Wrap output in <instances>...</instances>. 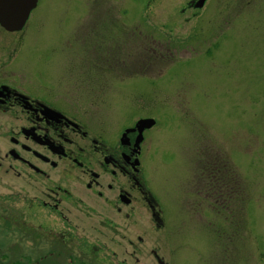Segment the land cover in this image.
Returning <instances> with one entry per match:
<instances>
[{
	"label": "rangeland",
	"instance_id": "1",
	"mask_svg": "<svg viewBox=\"0 0 264 264\" xmlns=\"http://www.w3.org/2000/svg\"><path fill=\"white\" fill-rule=\"evenodd\" d=\"M195 1L39 0L21 32L0 27L6 56L20 43L11 67L30 51L20 74L42 95L64 82L92 135L157 118L141 165L166 219L135 206L108 221L64 184L43 206L52 185L2 170L0 264H157L151 248L165 264H264V0Z\"/></svg>",
	"mask_w": 264,
	"mask_h": 264
},
{
	"label": "flooded vegetation",
	"instance_id": "2",
	"mask_svg": "<svg viewBox=\"0 0 264 264\" xmlns=\"http://www.w3.org/2000/svg\"><path fill=\"white\" fill-rule=\"evenodd\" d=\"M192 3L188 2V7ZM38 4L39 0L19 30H3L9 34L21 32ZM98 38L100 44L107 41L105 47L110 45L111 51L108 48L106 51L112 52L114 33L109 36L110 41L102 34ZM14 46L6 56L8 49L0 44V172L52 185V188L45 186L43 206H59L58 199L53 204L48 201L53 200L50 193H60V185H70L71 193L84 206H102L99 210L111 217L107 216L108 221L115 216L130 221L136 215L135 206H140L155 228H164L162 202L146 184L141 165L148 132L157 125V118H137L120 131L116 141L114 132L105 138L92 135L86 123L75 117L84 111L71 103L64 82L62 86L54 82L40 84L45 93L42 95L32 89L33 80L20 74V66L30 51L23 54L25 60L18 59L15 68L11 67L15 57L9 60L21 50L19 42ZM97 55L99 61H108L106 57L101 58V53ZM20 60H23L21 64ZM70 61L74 60H68L67 64ZM109 66L115 64L110 62ZM94 67L100 69L95 63ZM146 118H153L155 123L139 130L137 121ZM67 192L70 193L68 189L63 190L64 194ZM137 240L143 241L140 237ZM150 253L156 262L162 259L152 248Z\"/></svg>",
	"mask_w": 264,
	"mask_h": 264
},
{
	"label": "water",
	"instance_id": "3",
	"mask_svg": "<svg viewBox=\"0 0 264 264\" xmlns=\"http://www.w3.org/2000/svg\"><path fill=\"white\" fill-rule=\"evenodd\" d=\"M37 0H0V26L7 31L19 30L25 23L29 12ZM206 0H196L193 7L200 8ZM154 123L151 118L140 119L136 123L139 130L150 127Z\"/></svg>",
	"mask_w": 264,
	"mask_h": 264
}]
</instances>
